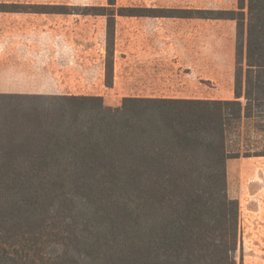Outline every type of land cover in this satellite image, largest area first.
<instances>
[{
  "label": "trees",
  "instance_id": "obj_1",
  "mask_svg": "<svg viewBox=\"0 0 264 264\" xmlns=\"http://www.w3.org/2000/svg\"><path fill=\"white\" fill-rule=\"evenodd\" d=\"M0 13L236 23L234 99L0 94V264H242L231 132L264 126V0L235 11L0 4Z\"/></svg>",
  "mask_w": 264,
  "mask_h": 264
},
{
  "label": "crops",
  "instance_id": "obj_2",
  "mask_svg": "<svg viewBox=\"0 0 264 264\" xmlns=\"http://www.w3.org/2000/svg\"><path fill=\"white\" fill-rule=\"evenodd\" d=\"M59 18L0 17V94L103 99L110 92L119 100L234 99L236 29L233 21L116 17L114 33L119 30L118 18L135 19L138 21L131 23L130 31L137 30L146 37L154 35L160 44L119 48L114 41L112 87L107 88L105 47L103 53L92 57L89 46L74 44V25ZM225 28L231 31L230 54L224 57L225 63L221 62L218 45L177 47L165 44L174 30L200 41L218 38L219 30ZM262 159L264 157L234 161L243 167L250 160ZM243 193L237 199L244 218L242 235L247 238L249 250L261 256L264 264V172L248 174Z\"/></svg>",
  "mask_w": 264,
  "mask_h": 264
},
{
  "label": "rangeland",
  "instance_id": "obj_3",
  "mask_svg": "<svg viewBox=\"0 0 264 264\" xmlns=\"http://www.w3.org/2000/svg\"><path fill=\"white\" fill-rule=\"evenodd\" d=\"M0 4L7 5H46V6H78L93 7L105 6L106 0H0ZM118 7L133 8H152V9H190V10H213V11H235L237 9V0H116ZM0 17H61L60 21H65L74 25L73 37L74 44L89 46L91 48L92 57L103 53L106 41V18L95 16H76V15H40L29 13H0ZM138 20L130 18H118L116 23L119 30L114 33L115 45L119 48L131 47L137 45H156L160 44L158 38L154 35L146 37V34L137 30L130 31L131 23L136 24ZM232 22V21H231ZM176 23V22H173ZM230 25V24H229ZM236 29V23L233 22ZM235 38L234 31V54H235ZM201 41V42H200ZM189 38V34H183L181 31L174 30L170 35L167 45L172 46H192L202 45L211 46L218 45L219 56L225 63L227 54H230L231 47V31L230 28L220 29L218 38L208 37L201 40ZM183 56V55H179ZM235 59V58H234ZM104 104L109 107H118L122 100L118 96H114L108 92L104 95ZM264 123L262 124V126ZM228 150L231 152H240L242 155H258L264 153V126L261 130L253 124H246L239 127L237 132H231L228 139ZM254 158V157H251ZM244 172V176L242 175ZM264 159L250 160L243 167L236 161L229 162L227 193L231 198L239 199L243 195L245 188L246 176L250 173H263ZM246 173V175H245ZM243 217L240 213V230H241V249L242 264H262L261 256L254 254L250 245L247 244V238L242 234L245 233L242 222ZM243 237L245 240H243ZM256 258V259H255ZM258 258V259H257Z\"/></svg>",
  "mask_w": 264,
  "mask_h": 264
}]
</instances>
